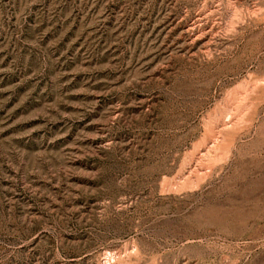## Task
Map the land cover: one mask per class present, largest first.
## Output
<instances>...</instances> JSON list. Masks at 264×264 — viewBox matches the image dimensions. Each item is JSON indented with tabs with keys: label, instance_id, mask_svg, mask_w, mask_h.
<instances>
[{
	"label": "rangeland",
	"instance_id": "374dc122",
	"mask_svg": "<svg viewBox=\"0 0 264 264\" xmlns=\"http://www.w3.org/2000/svg\"><path fill=\"white\" fill-rule=\"evenodd\" d=\"M0 264H264V0H0Z\"/></svg>",
	"mask_w": 264,
	"mask_h": 264
}]
</instances>
